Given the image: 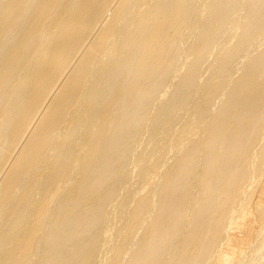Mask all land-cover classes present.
Returning <instances> with one entry per match:
<instances>
[{"label":"bare ground","instance_id":"1","mask_svg":"<svg viewBox=\"0 0 264 264\" xmlns=\"http://www.w3.org/2000/svg\"><path fill=\"white\" fill-rule=\"evenodd\" d=\"M263 175L264 0H0V264H264Z\"/></svg>","mask_w":264,"mask_h":264},{"label":"rangeland","instance_id":"2","mask_svg":"<svg viewBox=\"0 0 264 264\" xmlns=\"http://www.w3.org/2000/svg\"><path fill=\"white\" fill-rule=\"evenodd\" d=\"M261 181L263 182V183L261 182L262 185L257 188V190L255 191V194L253 195V205L260 204L264 206V175L262 176ZM234 231H236V235H239V236L242 235L240 232H238V230L235 229ZM255 239L256 238L254 237V240Z\"/></svg>","mask_w":264,"mask_h":264}]
</instances>
